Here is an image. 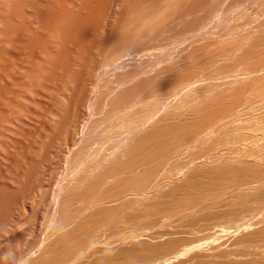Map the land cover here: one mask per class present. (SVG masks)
<instances>
[{"label": "bare ground", "instance_id": "6f19581e", "mask_svg": "<svg viewBox=\"0 0 264 264\" xmlns=\"http://www.w3.org/2000/svg\"><path fill=\"white\" fill-rule=\"evenodd\" d=\"M224 1L0 0V264H264V31L199 51ZM189 18L203 58L100 87Z\"/></svg>", "mask_w": 264, "mask_h": 264}, {"label": "rangeland", "instance_id": "374dc122", "mask_svg": "<svg viewBox=\"0 0 264 264\" xmlns=\"http://www.w3.org/2000/svg\"><path fill=\"white\" fill-rule=\"evenodd\" d=\"M230 1H232V0H230ZM230 1L225 0L224 3H223V4H225V5L222 4L221 7L219 8V10H218V12L216 13V15H218V16H220V17H218V16H216V15L214 16V17H218V18H216V20H217V21L219 20V23L221 22V23H220L221 25H219V24L217 23V21H214V22H213V20H214V18H213V19H212V22H211L212 24H211V23L206 24V23H207V22H206V23H205L206 25L204 24V26H205L206 28H203L204 26H202L203 29H206V32H205L202 28H201L202 30L199 29V30H201V35H202V37H205V38H206V37H209L208 39L206 38V41H205V42H204V39H205V38H202L201 35L197 33V32H199V30H197V32H196L197 34H196V35H194V34H195L194 32H195L196 30H194V32H193V30H191V31L188 30V32L190 31V34L192 35V39H191V35L187 33V30L185 29L186 31H185V30L183 31L182 28H180V27H183L184 25L186 26L187 23L189 24V22L192 21V18H189V19L186 20L185 22L182 21V23H185V24H180L181 22L178 23L179 20H178V21L176 20V21H177V24H178V25L180 24V25H182V26H180V25L178 26V25H176V23H174V24L176 25L175 28H177L178 30L175 32V31H174L175 29L171 27V26H173V25H170V27H171L172 29H171L170 27H168L167 30L171 29V31H172V30L174 29V30L172 31V33L175 32V34L173 33L174 35H176V34H180V35H177V36H178V38L180 37L181 39H180V38L178 39V38L172 37V36H174V35H173V34L171 35V33H170V35L167 34V33L171 32V31H169V32L166 31L167 33L164 32V31H161L160 33L162 34V33L164 32V34H162V35H161L160 33H159V34H160L161 36H163V39H164V40L162 39V37H161L159 34H156V35H157V38H160L162 41H161L160 39H159V40L154 39V38H156V37H155L156 35H155L154 38H153L154 41L150 42V40H152V37H151L150 40H148V41L146 40V41H147V42H150V43H155V40H157V41H160L161 44H166V43H165V42H166V41H165V40H166L165 35H167V37H168V36L172 37V38H169V37H168L167 39H169V40L172 39V41H173V38L175 39L174 42H176V39L178 40L176 43H177V44L179 43L180 45L177 46L176 43H174V42L172 43V44L174 45L173 47H176V46H177L176 48H177L178 50H177L176 48L174 49V48H172V47H167L168 49H166L165 46H164V45H161V44H160V45H153V44H152V45L155 47V48L153 49V47H152L151 45L149 46V43L146 42L150 49H148V47H142V46H141V48H143V49H144V48H147L148 51L144 50V53H142L143 55H139V57H136L135 55H138V53L136 52V54H135V51H136V50L133 51V50L130 48V49H129L130 51H128V52H124V53L122 54V55H124V56H126V55L128 54L130 58H129L128 56L123 57L124 59H126V58H128V59L125 60V61H123L124 63H123V65H121V67H119L120 65H119L117 62H116V63L118 64V67H116L117 65H115V63H113V65H112L113 67L109 65V67H110V68H111V67L114 68V70H113L112 68H111V70H110L109 67L107 68V71H108V72L106 71L105 76H104V74H103V76H102V77H103V80L101 79V80H102V81H101L102 83H101L100 87L102 86V84H105V83H103L104 80H105V81H108L107 83H109V84H111V83H112L113 85H114L115 83L118 84V82H117V78L119 79L120 76H121V78H124V77H125L124 74H125L126 72H127V73L132 72V71H134V72H135V71H136V72H137V71L140 72L141 70H143V74H144V76L147 74L146 77H151V76H153V75L155 74V73L153 74V72H156V70H158V69L164 67L165 64H167V63H168V64H172V63H174V61L180 59V57H183L184 54H181V53H180V55H179V53H177V52H180V51L185 52V51L190 50V51L186 52V53L188 54L189 52H191V50H193V51L191 52L193 55L196 54V53L199 54V55H197V57H196V59H197V58L201 57L202 53L204 52L203 49L205 50V48H207L209 45H211V46L214 45L213 47H211V46L209 47V49L211 48V51H210V50H209V51H210V52H214L215 54H216V53H220V52L226 50L225 48L230 49V48H232L233 46H235L236 44H238V43H237L238 41H241V38H242V37H240V40H238L239 38L237 39V38H235V37H236L237 35H239V31H242V32H243V30H245V28L242 29V30L237 29V30H236V33H235V34H237V35L234 37L235 34L232 33V34H233V35H232V38H231V35H230V34H227L226 30L229 31L228 33H230V29H231V28L234 27V29H235V28L238 27V25H240L239 27L241 28V24H242V23H243V24H242V25H243L242 27H246V29H247V30H245V32H247L248 29H250V30L252 31V30H254L255 28H256V29L259 28V29H258V32H259V30L262 31V32L264 31V27H263L262 25L259 27L260 24L264 23V13H263V16H261V17L259 16V14H257V11L260 12V10H262V8H263V10H264V3L262 2L263 5H262V3H261V1H264V0H260V4H259V5H256V4H255V3H257L256 1H258V0H254L255 3H254L252 0H250L251 2H253V3L255 4V5L252 4L254 7L257 6V7H256L257 9L254 8V10H253V8H252V5H250L251 2H249V0H247V1L245 0L246 3H249V4H245L246 6L243 5V3H245L244 0H243V2L241 1L242 4H239L240 0H238L239 2H238V3L236 2L238 5H236V3L233 2V1H237V0H233L232 2L234 3V5H236V6H234V5H233V6H234V7H238L239 9H238V8H234V7L232 6L235 10L232 9V10H231V11L233 12V13H232V12L230 11V9H227V10H229V12H231L230 15H229V12L226 11V9H224V8H225V6H228V5H229L228 3H230ZM226 2H227V4H226ZM232 2H231V3H232ZM231 3H230V4H231ZM233 3H232V4H233ZM257 4H258V3H257ZM248 5H249V8H248ZM223 6H224V7H223ZM241 6H242V7H241ZM232 7H231V8H232ZM240 7H241V8H240ZM258 7H259V8H258ZM261 7H262V8H261ZM227 8H230V6H228ZM247 8H248V9H247ZM250 8H252V9H250ZM260 8H261V9H260ZM244 9L247 10V11L245 10V12H246L247 14H246V13H243ZM249 9H250V10H249ZM255 9H256V10H255ZM222 10H223V15H221V14H222ZM224 10H225V12H224ZM263 10H262V11H263ZM241 11H242V12H241ZM248 11H249V12H248ZM262 11H261V13H262ZM226 12H228V13H226ZM237 12H239V13H237ZM218 13H219L220 15H219ZM224 13H225V14H224ZM242 13H243V17H241V16H242ZM261 13H260V15H262ZM227 14H228V16H230V18H228ZM231 14H232V15H231ZM233 14H234V15H233ZM237 14H238L239 16H237ZM250 14H251V15H250ZM256 14H257V16H256ZM224 15H225V18H224ZM244 15L247 16V17H245ZM221 16H222V19H221L222 21L219 19V18H221ZM232 17H234L235 19H234V18L232 19ZM236 17H238V18L236 19ZM239 17H240V19H239ZM227 18H228L229 20L231 19L229 22H232V24H233L234 22H236V20H237V22H236V23L238 24L237 27L234 26V25H232V24L230 23V24L233 26V27H231V25H230V27H231V28H230V27H229V23L227 22V20H228ZM242 18H243L245 21L242 20ZM245 18H247V20H248V18H250L251 20L249 19V20L246 22V19H245ZM190 19H191V20H190ZM253 19H254V20H253ZM172 21L174 22L175 20H171L170 22H172ZM176 21H175V22H176ZM209 21H211V20H209ZM209 21H208V22H209ZM223 21H224V22H223ZM239 21H240V24H239ZM249 21H250V22H249ZM173 22H172V23H173ZM186 22H187V23H186ZM215 22L218 24L219 27H218V26H216L217 28L215 27V25H217ZM226 22H227L228 24H226ZM244 22H245V25H244ZM222 23H224V24L227 25L228 27H227V26H226V28L223 27L224 24L222 25ZM234 24H235V23H234ZM257 24H258V25H257ZM175 25H174V26H175ZM207 25L210 26V29H211V27H212V29L216 28V31H214V30L212 31V30H210V29H209V31H208V30H207ZM235 25H236V24H235ZM253 25L256 26V27H254ZM263 25H264V24H263ZM220 26H222L223 29L225 28L224 31H225V33H226L227 35H229L230 39L232 40V41H230V42H232L231 44L234 43L233 45L230 46V44H228V43L226 42V39H227L228 41H229V39H228V37L225 35V33L222 32V28H221ZM248 26H249V27H248ZM252 26H253V27H252ZM178 27H179V28H178ZM239 27H238V28H239ZM184 28H185V27H184ZM184 28H183V29H184ZM208 28H209V27H208ZM228 28H230V29L228 30ZM251 28H254V29H251ZM261 28H262V29H261ZM180 29L182 30V32H180V31H181ZM234 29H233V30L231 29V31H232V32H235ZM256 29L254 30L255 32H257ZM179 30H180V31H179ZM238 30H239V31H238ZM178 31H179L180 33H179ZM210 31H211V32H210ZM237 31H238V32H237ZM251 31H249L248 33H245V35H246V34L250 35V34L252 33V34L254 35V37H257V36H258V33H257V36H256V33H254L253 31L251 32ZM177 32H178V33H177ZM185 32H186L187 34H186ZM192 32H193V33H192ZM204 32H205V33H204ZM208 32H209V33H208ZM217 32H218V33H217ZM221 32H222V33H221ZM262 32H261V33H262ZM181 33H183L182 36H181ZM199 33H200V32H199ZM206 33H208V34H210L211 36H213V39H214V40H215V38H216V40L213 41L212 37H211L210 35H206ZM261 33H260V34H261ZM185 34H186V35H185ZM204 34H205V36H203ZM241 34H242V36H243L244 32H243V33L240 32V36H241ZM245 35H244V36H245ZM248 35H246V36H248ZM253 35H250V36H253ZM186 36H188V37H186ZM223 36H226L227 38L225 39ZM244 36H243V37H244ZM183 37H184V38H183ZM185 37H186V38H185ZM193 37H194V39H193ZM197 37L202 38L203 40L200 39V40H201V41H200L199 38H197ZM210 37H211V38H210ZM217 37H218V39H217ZM220 37H222V38H224V39H221ZM237 37H239V36H237ZM219 38H220V39H219ZM233 38L237 39V41H235L236 43L233 41ZM189 39H190V40H189ZM179 40H180V41H179ZM198 40H199L200 42H198ZM207 40H208V41H207ZM210 40H211V41H210ZM217 40H219V42H217ZM224 40H225V41H224ZM167 41H168V40H167ZM190 41H191V42H190ZM196 41H197L198 43H197ZM220 41H222L221 44H223V43L225 42V43L228 44L229 46L227 45L226 47H223V46H224V44H223V46H222L223 48H221V46L218 47L219 45L216 46L217 49L220 48L221 50H219V49L217 50L216 48L213 49V48L215 47V44H217V43L219 44ZM180 42H181V43H180ZM188 42H189V44L191 45V47L189 46ZM192 42H193V43H192ZM195 42L197 43V46H200V44H202V45H203V46L201 45L202 48L204 47V45L206 46V44H209V45H208L207 47H205V48L202 49L203 52L199 53V51H201V46H200V47H198V49L200 48V50H199L198 52H196V53H193V52H194V48L197 47ZM201 42H203V43H205V44H203V43H201ZM146 43H145V44H146ZM157 43H158V42H157ZM191 43H192V44H191ZM194 43H195V44H194ZM155 44H156V43H155ZM169 44L171 45V42H169ZM184 44H185V46H184ZM221 44H220V45H221ZM226 44H225V45H226ZM140 45H141V44H140ZM147 45H146V46H147ZM170 45H166V46H170ZM175 45H176V46H175ZM138 46H139V45H138ZM138 46H134V47H132V48L136 49V47L138 48ZM143 46H145V45L143 44ZM171 46H172V45H171ZM182 46H184L185 49H183ZM186 46H187V47L189 46L190 49H187ZM192 46H193V47H192ZM151 47H152V48H151ZM244 47H245V46H244ZM156 48H157L158 50H157ZM180 48H182V49L180 50ZM192 48H193V49H192ZM155 49H156V51H155ZM207 49H208V48H207ZM127 50H128V49H127ZM127 50H126V51H127ZM131 50H132L134 53H132ZM138 50H142V49H140V47H139V49H137V51H138ZM149 50H150V51H149ZM171 50H172L173 53L171 52ZM175 50H177L176 53H175ZM179 50H180V51H179ZM184 50H185V51H184ZM124 51H125V50H124ZM145 51H146V52H145ZM157 51H159V52L157 53ZM162 51H165V52H162ZM195 51H197V50L195 49ZM206 51H207V50H206ZM206 51H205L204 53H207V52H208V51H207V52H206ZM160 52H161L162 54H161ZM169 52H171V53L169 54ZM241 52H242V50H241ZM131 53L133 54V57L130 56ZM140 53H141V52H140ZM140 53H139V54H140ZM149 53H150V55H149ZM163 53H164L165 55H164ZM186 53H185V54H186ZM191 53H190V55H191V57H192V54H191ZM204 53H203V55H205ZM233 53H234V52H233ZM233 53H230V54H228L227 56H228V57H232L231 55H232ZM134 54H135V55H134ZM144 54H145V55H144ZM151 54H152V55H151ZM157 54H158V56H157ZM167 54H168V55H167ZM172 54H173V55H172ZM176 54H177V55H176ZM153 55H154V56H153ZM170 55H171L172 58L170 57ZM174 55L176 56V59L174 58L175 60L173 59V56H174ZM181 55H182V56H181ZM203 55H202L201 58H203ZM134 56H135V57H134ZM168 56H169V57H168ZM186 56H187V55H186ZM195 56H196V55H195ZM227 56L224 57V61H222V62H226V63L228 64V63H230V62L233 61V57H232V60H231V58H230V60H229V58H228ZM160 57H161V58H160ZM136 58H137V59H136ZM151 58H153V59L151 60ZM154 58H155V59H154ZM169 58H170V59H169ZM177 58H178V59H177ZM192 58H194V57H192ZM192 58H191V59H192ZM226 58H228V59L225 61ZM124 59H123V60H124ZM129 59H130V60H129ZM132 59H133V61H132ZM191 59H190V60H191ZM128 60H129V62H128ZM134 60H135V61H134ZM159 60H160V61H159ZM168 60H171L172 63H169ZM173 60H174V61H173ZM197 60H198V59H197ZM150 61H151V62H150ZM157 61H159V62H157ZM171 61H170V62H171ZM191 61H192V60H191ZM193 61H194V59H193ZM193 61H192V62H193ZM195 61H196V60H195ZM132 62H133V63H132ZM147 62H148V63H147ZM144 63H146V64H144ZM150 63H151V65H150ZM152 63H153V64H152ZM126 64H127V65H126ZM159 64H160V65L162 64L161 67L159 66ZM149 65H150V66H149ZM114 66H115L117 69H118V68H119V69L117 70ZM122 67H123V68H122ZM128 67H129V68H128ZM134 67H135V68H134ZM140 67H141V68H140ZM143 67H144V68H143ZM145 67H147V68H145ZM151 67H152V68H151ZM153 67H154V68H153ZM126 68H127V69H126ZM108 69H109V70H108ZM131 69H132V71H131ZM136 69H137V70H136ZM144 69H145V70H144ZM146 69H148V70H146ZM150 69H152V71H151ZM153 69H154V70H153ZM155 69H156V70H155ZM112 70H113V71H112ZM110 71H112V72H110ZM115 71H116V72H115ZM144 71H145V72H144ZM146 71H147V73H146ZM149 71H150V72H149ZM109 72H110V73H109ZM141 73H142V71H141ZM145 73H146V74H145ZM151 73H152V75H151ZM106 75H107V77H106ZM115 75H116V76H115ZM126 75H127V74H126ZM149 75H150V76H149ZM104 77H105V78H104ZM116 77H117V78H116ZM114 78H115V79H114ZM114 82H115V83H114ZM135 82H136V81L134 80L133 83H135ZM130 83H132V81H131ZM130 83L128 82L129 86H127V87L132 86L133 83H132V84H130ZM112 84H111V85H112ZM135 84H136V83H135ZM105 85L107 86L108 84H105ZM105 85H104V86H105ZM113 85H112L111 87H113ZM115 85H116V84H115ZM133 85H134V84H133ZM108 86L110 87V85H108ZM116 86H117V85H116ZM118 86H122V85H119V84H118ZM118 86H117L118 90H116L117 88H115V86L113 87V88L115 89V92H116V93H114L113 96H112V97H114V98H115V94L118 95V93H120L121 91L124 92V91L126 90L125 86H124V87H123V86H122V87H118ZM119 88H121V89H119ZM124 88H125V90H123ZM127 89H128V88H127ZM118 91H120V92H118ZM120 94H121V93H120ZM117 95H116V98L118 97ZM114 98H113V99H114Z\"/></svg>", "mask_w": 264, "mask_h": 264}]
</instances>
